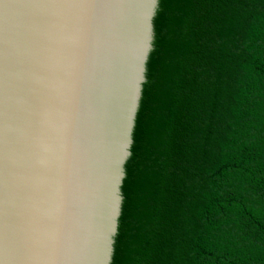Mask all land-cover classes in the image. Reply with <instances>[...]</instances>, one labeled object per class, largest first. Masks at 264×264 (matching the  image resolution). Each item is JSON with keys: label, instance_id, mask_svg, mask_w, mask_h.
Returning <instances> with one entry per match:
<instances>
[{"label": "water", "instance_id": "water-1", "mask_svg": "<svg viewBox=\"0 0 264 264\" xmlns=\"http://www.w3.org/2000/svg\"><path fill=\"white\" fill-rule=\"evenodd\" d=\"M187 0H0V264H134Z\"/></svg>", "mask_w": 264, "mask_h": 264}, {"label": "trees", "instance_id": "trees-1", "mask_svg": "<svg viewBox=\"0 0 264 264\" xmlns=\"http://www.w3.org/2000/svg\"><path fill=\"white\" fill-rule=\"evenodd\" d=\"M134 264H264V0H187Z\"/></svg>", "mask_w": 264, "mask_h": 264}]
</instances>
